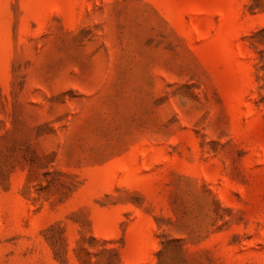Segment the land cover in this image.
<instances>
[{
  "label": "rangeland",
  "instance_id": "obj_1",
  "mask_svg": "<svg viewBox=\"0 0 264 264\" xmlns=\"http://www.w3.org/2000/svg\"><path fill=\"white\" fill-rule=\"evenodd\" d=\"M0 264H264V0H0Z\"/></svg>",
  "mask_w": 264,
  "mask_h": 264
}]
</instances>
